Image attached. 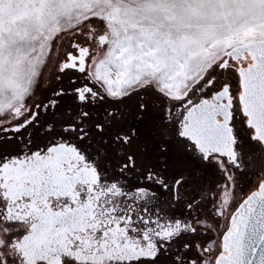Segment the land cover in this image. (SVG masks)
<instances>
[{
    "label": "snow or ice",
    "instance_id": "6c2138e0",
    "mask_svg": "<svg viewBox=\"0 0 264 264\" xmlns=\"http://www.w3.org/2000/svg\"><path fill=\"white\" fill-rule=\"evenodd\" d=\"M0 264H264V0H0Z\"/></svg>",
    "mask_w": 264,
    "mask_h": 264
}]
</instances>
